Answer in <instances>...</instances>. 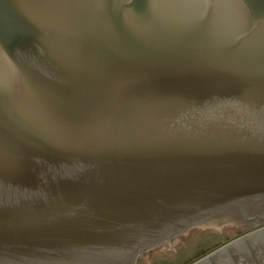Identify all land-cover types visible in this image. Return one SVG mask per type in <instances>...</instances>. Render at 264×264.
Wrapping results in <instances>:
<instances>
[{
	"label": "water",
	"instance_id": "1",
	"mask_svg": "<svg viewBox=\"0 0 264 264\" xmlns=\"http://www.w3.org/2000/svg\"><path fill=\"white\" fill-rule=\"evenodd\" d=\"M244 222L192 264H264V0H0V264H181Z\"/></svg>",
	"mask_w": 264,
	"mask_h": 264
},
{
	"label": "flooded vegetation",
	"instance_id": "2",
	"mask_svg": "<svg viewBox=\"0 0 264 264\" xmlns=\"http://www.w3.org/2000/svg\"><path fill=\"white\" fill-rule=\"evenodd\" d=\"M252 224H253V223H249V222H246V223L244 222L243 224H240V225L245 226V227H244V229H243L240 233H238L234 238H236V237H238V236H241L242 234H245L246 232H248V231L252 228ZM245 229H247L248 231L244 232ZM230 240H231V239H230ZM230 240H228V241H230ZM228 241H227V242H228ZM225 243H226V242H225ZM225 243H223V244H219V246H216L215 248L206 251L204 254H201V255L198 256V257H192V259H188V260L184 261V262L181 263V264H192V263L196 262L197 260H199V259L205 257L207 254L211 253V252L214 251L215 249L221 247V246L224 245ZM146 258H148V254H147V256H145L143 259H146Z\"/></svg>",
	"mask_w": 264,
	"mask_h": 264
},
{
	"label": "rangeland",
	"instance_id": "3",
	"mask_svg": "<svg viewBox=\"0 0 264 264\" xmlns=\"http://www.w3.org/2000/svg\"><path fill=\"white\" fill-rule=\"evenodd\" d=\"M256 227L258 228V226H256ZM246 231H248V230H247V229L244 230V232H246ZM239 233H240V232H239ZM237 234H238V233H237ZM237 234H235V235H233V236L227 238L226 240L220 242L219 244H223V243L227 242L228 240L233 239ZM219 244L215 245L214 247H212V248H210V249H208V250H211V249L215 248L216 246H219ZM208 250H207V251H208ZM205 252H206V251H205ZM205 252H203L202 254H204ZM200 255H201V254H200ZM200 255H198V256H200ZM198 256H197V257H198Z\"/></svg>",
	"mask_w": 264,
	"mask_h": 264
}]
</instances>
